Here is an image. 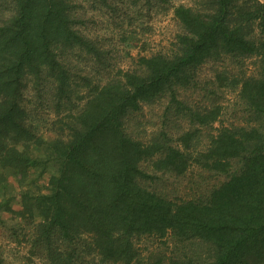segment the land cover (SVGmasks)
Wrapping results in <instances>:
<instances>
[{
  "label": "trees",
  "instance_id": "16d2710c",
  "mask_svg": "<svg viewBox=\"0 0 264 264\" xmlns=\"http://www.w3.org/2000/svg\"><path fill=\"white\" fill-rule=\"evenodd\" d=\"M9 2L0 19V184L5 170L21 187L16 213L31 226V251L48 264H136L137 242L155 236L175 244L173 264H264V0L178 5L179 51L140 55L139 68L121 78L88 83L84 104L66 115L67 136L50 139L28 122L26 80L52 79L60 100H69L60 50L98 49L75 27L70 0ZM253 55L259 70L241 81L240 97L258 125H223L196 153L188 149L199 128L182 131L179 145L166 133L144 142L128 130L143 103L166 96L167 112L212 123L219 108L194 109L179 89L207 61ZM194 164L201 172L186 195L151 187L158 172L182 177ZM33 169L47 175L46 191L29 188Z\"/></svg>",
  "mask_w": 264,
  "mask_h": 264
},
{
  "label": "rangeland",
  "instance_id": "374dc122",
  "mask_svg": "<svg viewBox=\"0 0 264 264\" xmlns=\"http://www.w3.org/2000/svg\"><path fill=\"white\" fill-rule=\"evenodd\" d=\"M78 22L75 27L91 39L98 53H89L79 48H63L61 57L71 72L69 100L57 93V84L46 79L36 85L33 79L26 80L22 104L28 122L37 133L50 139L67 136L66 126L69 111L77 112L89 92L88 83H106L122 77L126 70L139 68L140 55L156 52H178V35L183 27L175 16L180 5L199 6L202 0H70ZM9 0H0V19L9 13ZM11 7V6H10ZM260 58L253 55L235 62L230 57L203 63L197 70L195 82L179 89V98L197 110L219 108L215 121L206 125L192 123L186 114L167 112L168 97H160L142 104L129 120L128 130L144 142L159 138L166 133L172 144L179 145L178 135L185 130L199 128L191 153L204 149L212 135L225 126L258 125L257 120L240 97L241 81L256 75ZM89 81V82H88ZM65 97V96H64ZM36 153H42L36 149ZM1 171V169H0ZM33 169L29 188L34 192L46 191L47 175L38 176ZM199 168L194 164L185 176L174 177L167 172H158L159 177L151 187L169 195H186L190 192L189 179L196 178ZM6 180L0 184V255L7 264H48L47 260L30 249L31 226L16 213L21 206L20 186L14 177L3 171ZM209 173H205L208 175ZM39 178V179H38ZM220 178V175L218 177ZM205 186L204 184H202ZM37 219V218H36ZM140 259L136 264H173L171 248L167 239L144 236L138 242ZM181 254V252L179 253Z\"/></svg>",
  "mask_w": 264,
  "mask_h": 264
}]
</instances>
